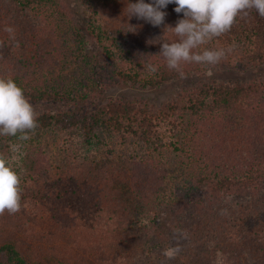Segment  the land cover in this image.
I'll use <instances>...</instances> for the list:
<instances>
[{
  "label": "trees",
  "instance_id": "16d2710c",
  "mask_svg": "<svg viewBox=\"0 0 264 264\" xmlns=\"http://www.w3.org/2000/svg\"><path fill=\"white\" fill-rule=\"evenodd\" d=\"M174 9L175 4L163 9L167 15L160 26L135 16L116 26L117 83L152 88L189 71L182 64L179 72L170 70L159 53L162 41L176 38L166 26L183 18ZM102 38L96 26L83 31L61 0H0V77L13 78L31 103L63 104L38 113L40 128L80 129L87 137L103 128L134 139L150 153L182 155L179 163L191 179L176 187L170 207L174 227L188 236L184 251L167 260L159 232L135 220L142 213L137 207L158 196L157 172L164 166L155 159L131 158L123 175L114 173L116 167L92 177L89 167L84 172L47 164L33 147L21 159V210L0 215V264H264V129L253 128L257 132L248 146L247 139L239 140L244 154L236 164L226 158L228 150L216 146L220 155L214 157L213 150L202 152V144L192 142L214 115L233 132L244 117L264 126V79L209 78L160 105L113 96L104 92L112 82L107 63L99 59L98 67L92 63L98 55L87 54L92 42L102 46ZM100 48L112 57L110 48ZM209 48L232 49L219 62L223 66L264 64V17L255 10L238 17ZM75 71L83 75L79 86L72 84ZM79 88L92 96L81 99ZM16 139L0 136V151ZM91 185L104 194L91 192Z\"/></svg>",
  "mask_w": 264,
  "mask_h": 264
},
{
  "label": "rangeland",
  "instance_id": "374dc122",
  "mask_svg": "<svg viewBox=\"0 0 264 264\" xmlns=\"http://www.w3.org/2000/svg\"><path fill=\"white\" fill-rule=\"evenodd\" d=\"M66 4L69 11L72 13L73 18L76 20L79 26H82L83 31H87L88 26H96L103 32L102 46L112 50V57H105V50L92 42L89 45V52L87 54H93L97 56L92 61L93 64L101 67V61L106 62L109 68L107 73L111 77V86L105 90V93L112 94L113 96L119 97H131V98H142L148 100L156 105L163 104L169 99L175 97L179 92L184 91L186 88L191 87L199 83L200 81H208L209 78L216 79L218 81H246L250 79H264V64L262 65H251L246 69H240L237 66H223L219 63L215 66L197 63L182 62L189 71L183 73L180 77L173 79L172 81L166 82L162 85L155 87L142 86L141 83L134 85L117 83L114 79V73L112 72L117 65L120 64V46L116 43L114 38V30L119 23L129 19L127 16L126 4L128 0H61ZM146 1V0H145ZM135 2V0H131ZM107 31H110L107 33ZM89 40L92 39L91 34L87 35ZM176 39V38H175ZM210 41L206 45H201L200 50L209 48ZM128 64H124V68H127ZM209 68L208 71H205ZM75 79L72 84H76L78 81L83 80V75L78 74L77 71L74 73ZM80 90V97L84 95H91V93ZM78 98V97H75ZM81 99H84L81 98ZM80 99V100H81ZM36 112L41 113L44 110H54L61 107V104H47V103H32ZM82 104H86L82 100ZM249 115V114H247ZM244 121L236 127V131L225 130L222 127V118L214 115L210 118V124L203 125L198 128L196 137L192 142H200L204 148L202 152L214 151V157L220 155L216 146L221 149L228 150V158L234 164L240 159V155L244 154V147L242 148L241 141L244 137L248 142H244L246 146L252 141L256 134V130L253 128L264 129L262 124H257L251 121V118L244 117ZM242 125V126H241ZM249 128V129H248ZM30 139L26 141H20L19 139L9 141L8 147L0 151L7 156L14 157V167L18 172L20 179L22 176V158L31 149L37 148L41 151L44 156V160L47 164L54 165L57 168H63L67 170L68 167L78 166L84 168L86 172L87 168H92L91 176L95 177L105 172V169L111 174L113 169L118 167L119 173L123 175L126 173V168L129 167L128 161L131 158H151L156 160L159 166H164L161 171H158V177L161 181H158L157 186L159 187L158 196L153 197L149 200H144L141 205L137 208L142 209V213L138 215V222L149 225L152 228V232L162 236L160 240L163 244L169 246H175L179 240V245L184 251V246L188 240V236L184 238L180 232L177 224V219L172 213L170 207V201L176 198V187L182 185L184 179H191V173H187L186 169L181 167L183 156L176 155L170 151L162 153H150L141 144L137 143L134 139H122L118 134L113 133L107 129L99 128L96 132L88 137L84 135L80 129H58L55 127L40 128L37 127L35 132L29 133ZM20 145L19 154L11 151L12 146ZM213 154V153H212ZM149 156V157H147ZM180 165H179V164ZM191 168V167H190ZM183 169V170H182ZM98 171L100 174L94 172ZM165 170V171H164ZM186 172V173H185ZM96 173V174H95ZM93 174V175H92ZM89 175H85L87 177ZM103 176V175H102ZM126 178L117 177L116 181H124ZM104 181L109 185L108 179ZM91 185V192L95 194L104 193L99 192L100 187ZM156 186V187H157ZM93 187V188H92ZM123 189V188H122ZM87 190V189H86ZM124 193V189L122 190ZM130 203V200H127ZM144 204V206H143ZM144 207V208H143ZM163 236L168 240L165 241ZM181 251V252H182Z\"/></svg>",
  "mask_w": 264,
  "mask_h": 264
},
{
  "label": "clouds",
  "instance_id": "9594fccd",
  "mask_svg": "<svg viewBox=\"0 0 264 264\" xmlns=\"http://www.w3.org/2000/svg\"><path fill=\"white\" fill-rule=\"evenodd\" d=\"M169 4H175L174 11L183 13L171 29L176 39L162 41L160 55L166 60L170 70L180 71L182 62L206 64L215 66L225 58L232 49L204 48L213 38L229 32L238 17H247L255 10L264 17V0H128L127 16H135L153 26L164 24L167 15L165 9ZM135 31V26L130 25ZM5 31L13 34L12 27ZM13 35V39H14ZM155 72L156 68L150 66ZM182 75V73H181ZM38 127V113L24 90L11 77H0V136L18 137L20 141L30 139L29 133ZM20 145L12 146L11 151L19 154ZM14 157L0 153V215L5 212L16 214L21 210L22 192L20 176L14 167ZM186 238V233H181ZM182 251L179 240L175 246H169L163 252L169 261L174 260Z\"/></svg>",
  "mask_w": 264,
  "mask_h": 264
}]
</instances>
